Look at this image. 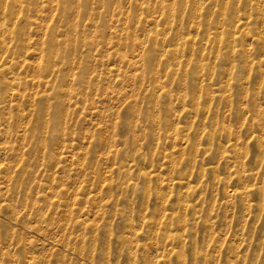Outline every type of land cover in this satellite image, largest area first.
Returning <instances> with one entry per match:
<instances>
[{
  "label": "rangeland",
  "instance_id": "rangeland-1",
  "mask_svg": "<svg viewBox=\"0 0 264 264\" xmlns=\"http://www.w3.org/2000/svg\"><path fill=\"white\" fill-rule=\"evenodd\" d=\"M0 264H264V0H0Z\"/></svg>",
  "mask_w": 264,
  "mask_h": 264
},
{
  "label": "bare ground",
  "instance_id": "bare-ground-1",
  "mask_svg": "<svg viewBox=\"0 0 264 264\" xmlns=\"http://www.w3.org/2000/svg\"><path fill=\"white\" fill-rule=\"evenodd\" d=\"M37 70V69H36Z\"/></svg>",
  "mask_w": 264,
  "mask_h": 264
}]
</instances>
